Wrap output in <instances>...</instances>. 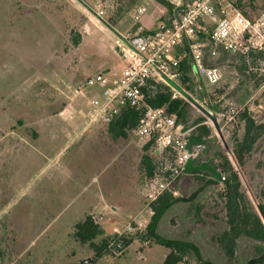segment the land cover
<instances>
[{
  "label": "rangeland",
  "instance_id": "obj_1",
  "mask_svg": "<svg viewBox=\"0 0 264 264\" xmlns=\"http://www.w3.org/2000/svg\"><path fill=\"white\" fill-rule=\"evenodd\" d=\"M141 2L128 21L116 24L108 17L103 0H0V264H80L91 254V248L75 238V226L95 207L97 188L112 174L121 183L126 173L133 180V148L117 157L118 149L106 148V138L97 134L96 126L80 130L86 117L80 111L82 100L74 90L79 82L95 73L120 71L125 66L113 31L99 23L86 6L103 9L114 30L128 35L135 33V16ZM258 6V12L246 8L244 14L250 20H264V0H259ZM154 12L156 9L149 13L150 25L158 20ZM77 35L80 43L75 45L73 37ZM210 59L221 61L225 81L219 87L208 83L203 86L217 108L213 114L222 130H235L240 126V114L234 117L228 102L233 100L242 110L247 106L237 101L244 96L242 92L233 93L241 82L236 67L243 70L244 64L248 66L247 60L223 51ZM248 73L247 81L253 75ZM257 78L264 85V76ZM232 85L235 88L231 89ZM213 89L216 95L211 94ZM260 94L263 109L256 111L252 106L251 110L264 121V92ZM77 131L79 137L56 156ZM215 132L220 138L216 129ZM22 136L28 139L18 144L16 141ZM130 136L138 141L134 134ZM79 146L84 149L78 151ZM226 157L230 161L227 152ZM254 158L253 153L245 155L246 163ZM220 160L217 158V162ZM65 166L73 177L70 179L68 172L64 181L58 171ZM93 173L98 175L99 183L89 184ZM239 178L262 219L260 212L263 217L264 213L255 189L246 174ZM221 191L217 188L206 196L210 202H216L211 213L216 220L223 215L218 202ZM111 230L109 226L107 231ZM257 246L256 242L243 239L241 255L234 264H246L257 254ZM167 255L165 246L152 241L144 247L136 238L125 259L105 255L97 264H162Z\"/></svg>",
  "mask_w": 264,
  "mask_h": 264
},
{
  "label": "built area",
  "instance_id": "obj_2",
  "mask_svg": "<svg viewBox=\"0 0 264 264\" xmlns=\"http://www.w3.org/2000/svg\"><path fill=\"white\" fill-rule=\"evenodd\" d=\"M169 1L175 6L170 24L159 23L147 35H143V27L128 35L116 32L106 20L103 9L94 10L86 6L99 23L113 31L125 66L120 71L95 73L79 82L74 90L75 96L82 100L79 106L86 117L87 127L95 123L109 125L128 108L144 112L135 135L146 144L152 143L159 154L155 176L144 179L141 186L149 211L151 204L166 192L177 195L175 185L186 172L190 160L198 157L202 151L201 145L191 146L194 128L179 124L165 107L154 108L149 105L150 83L156 82L169 88L173 98L185 99L172 86V81L181 76L182 59L190 53L192 72L204 77L211 87H219L225 81L223 68L206 63V56L215 57L219 50L244 56L249 71L264 76L263 19L253 22L228 0H190L186 5L181 0ZM151 4L159 6L155 0H142L135 19L139 20L146 14ZM209 21L211 27L207 26ZM202 33L207 35L206 40H201ZM179 50L183 51L178 55ZM256 55L261 56L254 58ZM233 88L234 85L231 86ZM211 94L216 95V90H211ZM228 104L234 117L242 111L233 100ZM192 105L198 108L194 102ZM205 116L212 121L209 115ZM91 218L95 225L104 228L107 221L104 214L94 213ZM146 223L132 218L125 224L114 226L111 232H107L111 241L102 255L122 258L127 251L125 241L142 234ZM142 244L148 247L151 240L145 239ZM98 258L97 252L92 251L80 264H93Z\"/></svg>",
  "mask_w": 264,
  "mask_h": 264
},
{
  "label": "trees",
  "instance_id": "obj_3",
  "mask_svg": "<svg viewBox=\"0 0 264 264\" xmlns=\"http://www.w3.org/2000/svg\"><path fill=\"white\" fill-rule=\"evenodd\" d=\"M108 17L112 22L120 23L125 21L131 16L139 0H103ZM158 5L164 8L162 14H156L157 22L170 24L173 14L174 5L168 0H155ZM233 6L245 13L246 8L258 12L259 0H228ZM151 12V11H150ZM144 16L143 19L138 21V24L134 27L133 31L136 32L138 25L145 24L147 29L143 32V35H147L155 30L150 28L149 13ZM220 12V11H219ZM221 14V13H220ZM129 19V18H128ZM127 19V21H128ZM255 22V18H251ZM208 27H211L207 24ZM201 40H206L207 35L200 34ZM75 45L80 43L79 35L73 37ZM186 50L189 51L188 47ZM241 56V55H240ZM261 55H256L257 58ZM245 59L244 56H241ZM211 57L206 56V63L209 66H219L221 61L211 62ZM246 60V59H245ZM247 62V61H246ZM246 64L243 66V70L240 67H236L237 72L240 75L249 74V68ZM181 70L183 76L186 79V89L192 93L194 97L201 98V92L199 90V83L194 81L192 75V58L190 53L182 59ZM241 71V73H240ZM193 79V80H192ZM149 98L148 103L154 108H166L167 112L176 117L179 124H183L186 128H194L193 134L190 138L192 147L196 145L202 146V151L198 157L192 159L198 160L202 157L206 148L207 142L215 141L217 143V149L219 152L216 154L223 163L217 166L220 170L221 182L223 187L222 191L218 194V202L222 205V213L220 220H216L217 217L211 215L213 213L216 202H210L206 195L203 196V204H192L189 208L187 216L185 218L179 217L177 221H183L190 217L189 223L194 225H202L201 241L211 247L218 249H208L200 251L192 242H179L160 237H154L150 233V226L159 224L160 220L164 217L166 211L174 204L178 203L177 198L172 192H166L158 200L151 204L152 216L150 223L147 225L145 231L137 236H133L125 241L126 247L133 243L134 239L138 238L143 243L145 239H149L164 245L170 252L168 253L165 261L162 264H207L204 263L208 260L210 264H234L239 260L242 251L243 239H250L259 244L255 248L257 253L254 257L250 258L246 264H264V223L258 213L255 211L254 206L249 198L244 185L234 171L233 166L226 157L225 148L222 141L215 132V126L209 122V119L198 112L192 107L186 100L182 98H173L172 92L169 88L158 85L156 82L150 83L149 86ZM234 93V92H233ZM238 103L245 107L237 117L240 126L233 129H223L226 137L231 141L234 152L243 167V170L247 176L248 182L251 187L255 189V195L261 203L262 211L264 213V121L260 120L251 110L249 103H245L249 99L248 94H244L241 98H237ZM207 110H204L210 117H215L213 114L217 111L214 106L208 105ZM143 111H137L133 108L124 110L119 116L115 117L114 121L109 124L108 128L110 133H113L115 138L128 137L130 134H135L138 129L140 120L143 116ZM212 133L215 135L212 140L209 138ZM212 147H209L210 149ZM146 152L141 160V173L144 179H149L155 176L158 168V152L154 149L152 143H147L144 146ZM151 151V152H150ZM253 153L255 156V162L253 163L245 161V155ZM220 160V161H221ZM191 161V160H190ZM201 170H194L193 173H197ZM213 174V173H211ZM223 177L225 179L223 180ZM196 181L203 182L204 177L196 176ZM216 192V191H213ZM199 199L200 196L193 197ZM213 204V205H212ZM214 208V209H213ZM212 219V221L210 220ZM178 226V222H176ZM181 223L179 224V226ZM178 226V229L181 227ZM75 238L82 244H88L91 250L97 252L99 258L102 257L104 248L111 241V236L107 233L105 228L97 226L93 223L91 215L87 216L83 221H80L75 226ZM100 240V241H99ZM197 239H195L196 241ZM99 241V242H97ZM198 241V240H197ZM207 251V252H206Z\"/></svg>",
  "mask_w": 264,
  "mask_h": 264
},
{
  "label": "crops",
  "instance_id": "obj_4",
  "mask_svg": "<svg viewBox=\"0 0 264 264\" xmlns=\"http://www.w3.org/2000/svg\"><path fill=\"white\" fill-rule=\"evenodd\" d=\"M181 1L186 5L190 0H181ZM152 9H154V11L156 9V12H159L160 14L164 12V8L162 6L151 4L148 8L147 13L152 11ZM147 13L145 15H147ZM145 15L141 16L140 19H143ZM139 20L135 19V23L137 24ZM147 26L150 28L153 27L155 28L154 25L148 24ZM141 27H143L144 29L143 31L147 29L145 24H143ZM139 29L140 28L138 27L136 32H138ZM181 51L183 50L178 51V55L182 53ZM220 51L223 50H219V52ZM185 57L186 56H184L183 59ZM180 74H181L180 77L172 81V86L185 96L184 100H186L192 107H194L192 105V102H194L198 106V108L194 107L198 112H200L204 116L208 115L205 113L204 110H207L206 108H208V105L210 106L212 105L211 104L212 101L210 98L209 90L206 89V86H203L205 85V83L207 84L206 79L197 74L195 75L192 72V75L194 76L193 78L194 81L198 82L200 85L199 90L201 92L202 97L197 98L194 97L192 93L187 91L186 89L187 84H185L186 79L183 76V71L181 70V68H180ZM240 76L241 78L239 79L241 82L237 85L236 89L234 90V93L242 92L243 95L248 94L249 99L245 103H249L250 108L252 106H255L256 111H258V108L263 109L262 103L260 101V99L262 98V94H260V91L264 92V85H260V82H262L263 80L260 79L259 82L256 74L249 75L248 81L245 75H240ZM204 104H206V106H204ZM254 114L257 117H261L257 115V113L255 112ZM94 126H96L95 129L97 131V134L101 133V135H103L106 138L105 139L106 148L108 146L110 148H113L115 146L118 149V153L116 155L117 157L120 154H123V152L127 150L130 151V149L133 148V154H132L133 158L131 165L134 166L132 169L134 170L133 173H135V175L132 178L133 180L131 181V178L129 177L131 174L130 173L124 174L125 178L123 183H121L120 181H118V176L112 174L111 177L105 183H102L101 186L97 188L95 192V196H96L95 207L92 208V210L90 211V213H88L87 216H90L94 213L104 214L107 219L106 224L104 226L106 231L109 226L113 228L118 224H125L132 218H138L139 220L146 221L147 222L146 226H147L150 223L152 212L149 211V209L147 208L141 193L142 181L144 180L141 173V160L143 155L146 153L144 151V145H146V143L144 145H141L140 144L141 140H138L136 142L134 141L133 136L130 135L128 137L115 138L113 133H110V130L108 128L109 126L103 123H95L87 127L85 126V121H84V123H82L81 125L80 130ZM78 134H80V131L75 132L74 135L70 137L68 143L56 156L64 152V150L68 148L69 145H72L73 141L79 137V136L77 137ZM214 136L215 135L212 133V135L209 138H207L208 141L212 140ZM99 138L100 136H97V139ZM26 139H28V137L22 136L18 138L16 142L18 144L22 142L24 143ZM207 143L208 144L206 145L202 157L198 160V162L196 160H191L188 163L186 172L174 187V190L177 191V195L175 196L179 198L178 203L174 204L171 208H169L166 211L164 217L160 220L157 227H155V225L150 226V233L154 237H160V238L179 241V242H184V241L192 242L200 251H203L204 249L208 250V249H213V248L218 249V248L211 247L210 245H207L203 241H201V236L203 235L201 224L194 225L192 223H189L190 217H188L184 221L182 219V221L180 222L177 221V218L179 217L185 218L192 204L197 203V205L199 206L202 205L204 202L203 196L205 195L207 196L211 192L216 191L217 188L221 189L223 187V184L221 182L220 170L217 169V166L220 164V162L223 163L222 160L217 162V158H219L216 156V154L219 152V150L217 149V143L215 141H209ZM209 147L212 148L208 149ZM83 149L84 147L79 146L78 151L79 150L81 151ZM110 155L111 157L115 158L114 153H111ZM194 170H201V171H199L197 174V173H193ZM68 172H70L69 174L71 177L70 179H72L73 175L71 173V170L67 166L63 167V169L58 171V176L63 178L65 181V178L63 176L67 177ZM82 172L85 174L87 173L85 169ZM196 176L204 177L205 180L200 183L196 181L195 179ZM137 179L138 181L135 182ZM98 181H99L98 175L93 173L92 179L89 184L99 183ZM195 196L196 197L200 196V198L199 199L196 198L193 201L192 199ZM176 222H178V226L181 223V225L179 226L181 227V229H178V226H176L177 224ZM107 232L109 233L111 231H107ZM195 239H197L198 241L197 240L195 241ZM92 251L93 250L90 249L89 252L91 253ZM169 252L170 250L168 249V253ZM240 253L241 252L237 254ZM102 257L98 258L93 264H97ZM125 257H126V253L120 259H125ZM208 262L209 261L206 260L204 263L210 264Z\"/></svg>",
  "mask_w": 264,
  "mask_h": 264
},
{
  "label": "water",
  "instance_id": "obj_5",
  "mask_svg": "<svg viewBox=\"0 0 264 264\" xmlns=\"http://www.w3.org/2000/svg\"><path fill=\"white\" fill-rule=\"evenodd\" d=\"M211 120L213 121V124H214V126H215V128H216V130H217V132H218V134L220 136V139L223 142V145H224V147L226 149V152H227V154H228V156L230 158V161L232 162V164L236 168V170L238 172V175L240 177L244 178L245 177V173H244V171H243V169L241 167V164H240V162H239V160H238V158H237L234 150L230 146V144H229V142H228V140H227V138H226V136H225V134H224L221 126H220V124L218 123L217 118L211 117ZM260 214H261V217H262V219L264 221V217L262 216V213L261 212H260Z\"/></svg>",
  "mask_w": 264,
  "mask_h": 264
}]
</instances>
